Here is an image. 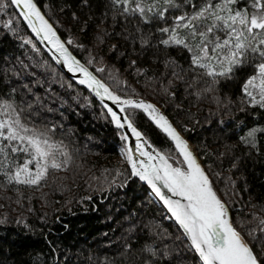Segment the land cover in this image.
Returning <instances> with one entry per match:
<instances>
[{"label": "trees", "instance_id": "1", "mask_svg": "<svg viewBox=\"0 0 264 264\" xmlns=\"http://www.w3.org/2000/svg\"><path fill=\"white\" fill-rule=\"evenodd\" d=\"M7 2L9 7L0 12V96L17 87L19 99L27 91L24 84L41 95L51 88L58 97L54 106L63 103L66 117L59 113L50 117L64 125L56 139L69 145L73 162L38 188L17 186V191L14 186H0V221H6L0 223V264H142L139 253L145 244L183 246L184 241L176 240L178 227L119 160L125 143L120 129L85 87L55 66ZM107 2L36 0L65 44L73 38L75 43L67 47L79 60L87 65L89 56H95L97 63L87 66L105 83L124 98L145 99L162 109L194 147L235 226L245 232L256 228L258 218L264 216V134L257 133L256 148L240 137L251 127H264V110L241 105L238 89L227 83L219 93L225 97L224 104L218 105L211 94L202 99L190 95L194 89L176 80L165 66L171 56L187 68L185 54L176 49L141 48L135 21L126 24L120 17L114 23ZM9 18L14 24L19 21L16 34L4 27ZM129 33L132 37L126 39ZM155 36L159 38L158 33ZM24 38L31 39L39 51L24 43ZM77 43L84 48L76 47ZM101 66L106 70L96 72ZM110 74L127 85L116 88ZM228 99L233 103L225 107ZM134 122L158 151L182 160L174 143L142 110H134ZM155 231L162 234L163 243ZM186 258L191 261V253Z\"/></svg>", "mask_w": 264, "mask_h": 264}, {"label": "snow or ice", "instance_id": "2", "mask_svg": "<svg viewBox=\"0 0 264 264\" xmlns=\"http://www.w3.org/2000/svg\"><path fill=\"white\" fill-rule=\"evenodd\" d=\"M10 3L19 10L18 15L36 37L51 46L49 50L57 64H62L101 103L107 99L116 105L119 112L104 104L111 122L117 129L127 128L135 137L134 149L131 145L121 149L131 167V176L145 182L162 201L180 230L176 240L185 242L183 246L163 244L162 248L155 247V242L145 244L139 253L142 264H264V216L258 218L256 228L246 232L235 226L228 207L214 190L188 141L168 117L144 99L122 97L90 71L62 41L36 0H10ZM8 7L7 0H0V12ZM106 8L111 9L114 23L120 17L126 24L135 21L141 48L176 49L185 54L187 68L171 56L166 59L165 66L172 69L176 80L194 89L190 95L202 99L211 94L218 105L224 104L225 97L219 93L227 83L238 89L241 105L264 110V0H108ZM4 27L16 34L19 21L14 24L9 18ZM131 37L129 33L126 39ZM96 38L102 42L99 34ZM24 43L39 51L31 39L24 38ZM66 43L73 45L75 41L69 37ZM76 47L84 48L78 43ZM96 63L95 56L90 55L87 65ZM105 70L103 66L96 67V72ZM109 79L114 81L116 88L121 83L127 85V81L121 82L117 75L110 74ZM36 84L42 86L43 82ZM23 88L27 91L19 99L17 87H11L0 96V186H14L17 191V186L38 188L73 162L69 145L64 139H56L57 131L64 125L50 118L57 113L66 118L61 111L63 103L54 106L58 97L51 88L46 89L44 95L29 84H24ZM232 103L228 99L225 107ZM134 110H142L170 138L178 156L182 157L179 165L153 148L134 122ZM240 110L247 109L241 107ZM257 133L264 134V127L249 128L240 140L256 148ZM120 138L129 139L127 133H121ZM117 175L121 173L117 171ZM253 218L257 219L255 214ZM3 222L6 221H0ZM153 234L163 243L159 231ZM130 249L131 245H127L126 250ZM188 253H191V261L186 258Z\"/></svg>", "mask_w": 264, "mask_h": 264}, {"label": "water", "instance_id": "3", "mask_svg": "<svg viewBox=\"0 0 264 264\" xmlns=\"http://www.w3.org/2000/svg\"><path fill=\"white\" fill-rule=\"evenodd\" d=\"M13 6V8H14V10L16 11V13L18 14L19 13V10L18 9H16L15 8V6L14 5H12ZM42 12V11H41ZM43 13V12H42ZM20 17V16H19ZM21 18V20H22V22L24 23V25L26 26V28L28 29V31H29V33L31 34V36L33 37V39L37 42V44L41 47V49L45 52V54L51 59V61L55 64V66L60 70V71H62L69 79H71L73 82H75L76 84H78V85H80L79 83H78V80L76 79V77L75 76H73V74H71V73H69L68 71H67V69L66 68H64L63 67V65L62 64H57L56 63V61H55V59L53 58V55H52V52L49 50L50 49V45L47 43V41H43V42H41L40 40H39V38L38 37H36V35H35V33H33L32 31H31V29H29L28 27H27V24H26V22H24L23 21V18L22 17H20ZM45 18H46V16H45ZM47 19V18H46ZM58 34V33H57ZM63 41V40H62ZM67 46V45H66ZM81 61V60H80ZM81 63H83L82 61H81ZM87 66V65H86ZM89 70L90 71H92L95 75H97L91 68H89ZM97 77L98 78H100L98 75H97ZM101 79V78H100ZM81 86H83V87H85L89 92H90V94H91V96L99 103V105L102 107V109L106 112V114L107 115H109L108 113H107V109L104 107V104H107L109 107H112L113 108V110L114 111H117V112H119V109L116 107V105H114L113 103H112V101H110V100H107V99H105L104 101H103V103H101V100L93 93V92H91V90H89L86 86H84V85H81ZM134 99H141V98H134ZM145 100V99H144ZM146 101H148V100H146ZM148 102H150V101H148ZM150 103H153V102H150ZM154 104V103H153ZM156 105V104H155ZM156 107L161 111V112H163L162 111V109L160 108V107H158L157 105H156ZM164 113V112H163ZM121 115H123L122 113H121ZM165 115V114H164ZM109 117H110V115H109ZM111 118V117H110ZM171 122V121H170ZM174 126V125H173ZM175 127V126H174ZM120 131L122 132V133H127V135H128V137H129V139L126 141V145L127 146H129V145H131V147L134 149L135 148V137H133V136H131V133H130V131L129 130H127V128H125V129H120ZM145 137V136H144ZM146 138V137H145ZM184 138V137H183ZM147 139V138H146ZM185 140H187L186 138H184ZM188 141V140H187ZM150 143V142H149ZM188 143H189V146H190V148H191V150H192V152L194 153V155L197 157V159H198V162L201 164V162H200V160H199V158H198V156H197V154H196V151H195V149H194V147L192 146V144L188 141ZM151 144V143H150ZM152 145V144H151ZM153 146V145H152ZM153 148L154 149H156L154 146H153ZM149 150H151V149H149ZM157 150V149H156ZM201 166H202V164H201ZM129 167H130V165H129ZM203 167V166H202ZM130 170H131V167H130ZM135 178H137L138 180H139V178L138 177H135ZM140 181V180H139ZM144 186H145V188L147 189V191L149 192V194H150V196L154 199V201L156 202V203H158L163 209H164V211H165V213L167 214V216H168V218L176 225V223H175V221H174V218H171V214L170 213H168L167 212V209L163 206V203H162V201H160L159 200V198L155 195V193L154 192H152V190H151V188L145 183V182H143V181H140ZM165 193L167 194V195H171L170 193H167V190H165ZM224 202V201H223ZM226 204V203H225ZM227 206V205H226ZM228 207V206H227ZM229 209V208H228ZM229 215H230V218H231V214H230V211H229ZM177 226V225H176Z\"/></svg>", "mask_w": 264, "mask_h": 264}, {"label": "rangeland", "instance_id": "4", "mask_svg": "<svg viewBox=\"0 0 264 264\" xmlns=\"http://www.w3.org/2000/svg\"><path fill=\"white\" fill-rule=\"evenodd\" d=\"M126 147H127V145H126V141H125L123 148H126ZM121 149H122V147L119 150V160L122 161L123 163H125L126 165H128L125 156L122 155V153H121ZM170 156H169L170 157V160L173 161V162H175V163H177V165H179V161L180 160L177 159L176 157L172 156V155H170ZM128 167H129V165H128ZM129 170H130V167H129ZM130 172H131V170H130Z\"/></svg>", "mask_w": 264, "mask_h": 264}, {"label": "bare ground", "instance_id": "5", "mask_svg": "<svg viewBox=\"0 0 264 264\" xmlns=\"http://www.w3.org/2000/svg\"><path fill=\"white\" fill-rule=\"evenodd\" d=\"M123 155V154H122Z\"/></svg>", "mask_w": 264, "mask_h": 264}]
</instances>
